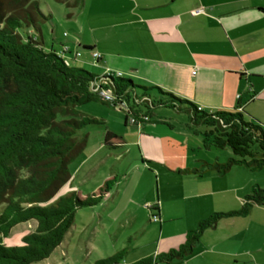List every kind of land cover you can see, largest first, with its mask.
Here are the masks:
<instances>
[{
	"label": "crops",
	"instance_id": "1",
	"mask_svg": "<svg viewBox=\"0 0 264 264\" xmlns=\"http://www.w3.org/2000/svg\"><path fill=\"white\" fill-rule=\"evenodd\" d=\"M128 1L117 15L128 14L110 27L129 41L128 48L97 49V42L88 40L76 45L89 47L91 56L101 52L104 70L114 76L132 74L141 81L138 85L157 86L207 112L237 108L245 120L257 121L264 129V0ZM160 126L144 123L127 141L137 145L140 163L155 175L156 197L144 203L158 220L149 223L155 235L147 250L129 258V251L143 246L130 243L124 263L178 248L200 219L237 209L251 188L242 179L226 177L231 170L240 177L251 171L240 164L224 174L180 171L198 166L201 159L223 162L233 154L225 148L213 158L192 154L195 144L189 134L182 133L185 142L178 147ZM154 264H264V205H253L246 215L219 219L203 230L189 254Z\"/></svg>",
	"mask_w": 264,
	"mask_h": 264
},
{
	"label": "trees",
	"instance_id": "2",
	"mask_svg": "<svg viewBox=\"0 0 264 264\" xmlns=\"http://www.w3.org/2000/svg\"><path fill=\"white\" fill-rule=\"evenodd\" d=\"M57 1L69 4L68 0ZM45 18L37 0H0V264H31L47 258L70 228L74 211L97 204L108 190L107 179L96 191L81 195L72 190L48 202L68 180V165L85 146L86 137L77 138L76 131L100 123L79 113L77 107L82 104L98 102L121 109L124 123L128 116L141 114L150 121L156 105L172 107L186 114V125L200 135L203 149L229 148L233 154L222 163L202 160L199 166L182 172L224 174L233 164L264 170L261 123L245 120L237 108L207 112L157 86L138 85L129 78L99 75L70 65L51 45L44 48L39 25ZM102 90L113 100H105ZM153 121L169 125L164 120ZM115 138L106 131L103 145H119L121 142H113ZM253 205H264V185H253L237 209L200 219L176 249L130 263L123 262L125 250L120 249L92 264H154L183 257L203 230L221 218L246 215ZM31 219L36 221L35 227L21 236L19 244L3 243L2 237L13 226Z\"/></svg>",
	"mask_w": 264,
	"mask_h": 264
},
{
	"label": "rangeland",
	"instance_id": "3",
	"mask_svg": "<svg viewBox=\"0 0 264 264\" xmlns=\"http://www.w3.org/2000/svg\"><path fill=\"white\" fill-rule=\"evenodd\" d=\"M74 1H77L76 5H72ZM67 2L69 4L65 1L37 0L40 11L46 16L39 25L44 48L49 49L51 45L56 54L73 66L99 75L110 74V71L104 70L101 52V58L95 59L91 56V52L88 53L75 42L81 40L97 42V49L105 46L110 50L118 47L128 48L129 41H124L120 31L110 27L118 18H122L121 15L128 14L123 12L117 15V11L129 5V1L68 0ZM101 26L109 28L98 30ZM64 44L69 47V54L61 53ZM75 51H78L80 56L73 57ZM123 77H131L137 84L141 82L132 74H125ZM77 109L81 115L96 118L100 123H89L76 131L77 138L86 137L85 146L69 163L68 180L59 187L48 202H53L72 190H79L82 194L90 193L108 179L107 194H103L106 199L100 200L91 207L76 209L73 222L60 244L47 258L31 264H92L95 259L111 255L121 248H125V258L130 243L142 244L143 246L137 250L128 252L129 258H134L136 254H142L147 250L149 245L147 242L155 235V231L149 225L153 223L152 210L144 203V200L156 197L155 175L147 165L140 163L137 145L127 143L128 139L134 138L140 132L139 128L149 121L142 122L139 126L131 125L128 121L124 123V113L121 109L98 102H88L78 106ZM156 119L164 120L169 124L162 123L160 129L166 131L165 137L170 136L172 140L170 142L178 144V147L179 143L185 142L182 133L189 134L190 140L195 144L194 147H190L193 148L192 154L213 158L215 152L223 151L216 148L203 149L200 135L198 134L197 137L187 127L186 114L181 110L156 105L152 109L151 123H160L153 121ZM106 131L117 136L112 139L113 142L122 143L113 148L105 147L103 137ZM197 141L198 145H196ZM225 149L230 152L229 148ZM201 161L202 159L198 161V166ZM226 177L235 181L242 179L251 187L264 185V170H245L242 177L231 170ZM35 224L36 221L33 219L16 224L5 237H2L3 243L7 246L19 244L21 236L32 231Z\"/></svg>",
	"mask_w": 264,
	"mask_h": 264
},
{
	"label": "built area",
	"instance_id": "4",
	"mask_svg": "<svg viewBox=\"0 0 264 264\" xmlns=\"http://www.w3.org/2000/svg\"><path fill=\"white\" fill-rule=\"evenodd\" d=\"M65 35V34H64ZM61 53L62 54H69L70 51H69V47L67 45H63L62 48H61ZM77 56H80V53L78 51H75L74 54H73V57H77ZM99 53L97 51H93L92 52V57H94L95 59H98L99 58ZM67 61V60H66ZM68 62V61H67ZM191 73L193 74L194 73V70L191 71ZM117 76H119V72L117 73ZM100 94L103 96V98L105 100H108V101H112L113 100V96L106 90H102L100 92ZM237 97H239V95H236ZM116 106H119V104H116ZM147 116L146 115H139L137 117L135 116H128L127 118V121L129 122V124L131 125H134V126H139L142 122H145L147 121ZM152 217V221H157L158 220V217L156 214H152L151 215Z\"/></svg>",
	"mask_w": 264,
	"mask_h": 264
}]
</instances>
